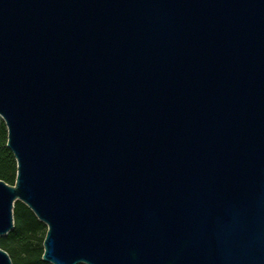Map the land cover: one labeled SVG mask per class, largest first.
<instances>
[{
  "label": "water",
  "instance_id": "water-1",
  "mask_svg": "<svg viewBox=\"0 0 264 264\" xmlns=\"http://www.w3.org/2000/svg\"><path fill=\"white\" fill-rule=\"evenodd\" d=\"M0 116L41 259L264 264V0H0Z\"/></svg>",
  "mask_w": 264,
  "mask_h": 264
},
{
  "label": "trees",
  "instance_id": "trees-1",
  "mask_svg": "<svg viewBox=\"0 0 264 264\" xmlns=\"http://www.w3.org/2000/svg\"><path fill=\"white\" fill-rule=\"evenodd\" d=\"M7 130L0 128V178L9 184H14L16 161L12 152L6 146ZM13 228L0 236V248L10 256L11 264H51L41 259L43 247L40 242L45 235L46 225L38 220L35 214L23 202L16 200L13 205ZM37 239V245L34 243ZM85 264V263H77Z\"/></svg>",
  "mask_w": 264,
  "mask_h": 264
},
{
  "label": "rangeland",
  "instance_id": "rangeland-1",
  "mask_svg": "<svg viewBox=\"0 0 264 264\" xmlns=\"http://www.w3.org/2000/svg\"><path fill=\"white\" fill-rule=\"evenodd\" d=\"M2 126H3V127L5 128V130H6V125H5V123H4L3 119H2V117L0 116V128H1ZM37 235L40 236V237H43V236H44V233H43V232H38ZM37 242H38V240H37V239H34V243H36V245H37ZM40 246L43 247V246H42V241L40 242Z\"/></svg>",
  "mask_w": 264,
  "mask_h": 264
}]
</instances>
